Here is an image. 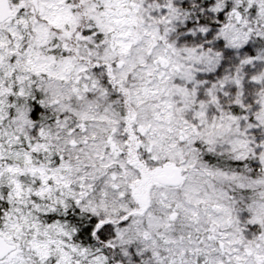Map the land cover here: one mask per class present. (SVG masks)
<instances>
[{
    "label": "snow or ice",
    "instance_id": "obj_1",
    "mask_svg": "<svg viewBox=\"0 0 264 264\" xmlns=\"http://www.w3.org/2000/svg\"><path fill=\"white\" fill-rule=\"evenodd\" d=\"M0 264H264V0H0Z\"/></svg>",
    "mask_w": 264,
    "mask_h": 264
}]
</instances>
